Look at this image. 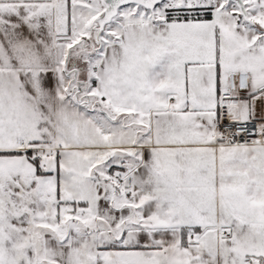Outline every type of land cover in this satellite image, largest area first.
Returning a JSON list of instances; mask_svg holds the SVG:
<instances>
[{
    "label": "snow or ice",
    "instance_id": "6c2138e0",
    "mask_svg": "<svg viewBox=\"0 0 264 264\" xmlns=\"http://www.w3.org/2000/svg\"><path fill=\"white\" fill-rule=\"evenodd\" d=\"M0 264H264V0H0Z\"/></svg>",
    "mask_w": 264,
    "mask_h": 264
}]
</instances>
